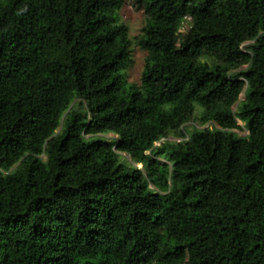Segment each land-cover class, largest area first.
<instances>
[{"label": "trees", "instance_id": "16d2710c", "mask_svg": "<svg viewBox=\"0 0 264 264\" xmlns=\"http://www.w3.org/2000/svg\"><path fill=\"white\" fill-rule=\"evenodd\" d=\"M125 1L0 0V264H264V0Z\"/></svg>", "mask_w": 264, "mask_h": 264}, {"label": "rangeland", "instance_id": "374dc122", "mask_svg": "<svg viewBox=\"0 0 264 264\" xmlns=\"http://www.w3.org/2000/svg\"><path fill=\"white\" fill-rule=\"evenodd\" d=\"M118 16L120 21L127 27L129 38L131 40V60L133 64L132 67L129 70H127V77H128L127 80L130 83L138 84L140 82L144 60L146 57V52H144L138 47L137 38L141 34V29L144 25L145 14L143 9L139 7L137 4H135L134 0H126L121 10L118 12ZM188 29H189V24L187 22H184L181 25L180 33L184 34ZM242 99H243V94H241L239 97V100ZM233 110H235V107H233ZM200 112H201L200 107L195 106L194 114L198 115ZM63 118L64 116L61 119V123L63 121ZM238 125H241V123L238 122ZM208 126L209 125H206L204 127H208ZM183 128L186 133V136H188L189 133H191V131L194 128L200 129L201 127L197 122V118L194 117L193 120L185 124ZM60 129L61 126L57 129V132H59ZM245 134L246 132H239V135H245ZM96 137L104 138L106 140L115 138V136L112 134H105V135L99 134ZM169 140L175 141L176 139L171 137L169 138ZM120 157H121V161L134 165L129 156L125 154H121ZM160 162L167 163V161L162 158L160 159ZM138 167L140 168L141 166L138 165Z\"/></svg>", "mask_w": 264, "mask_h": 264}]
</instances>
